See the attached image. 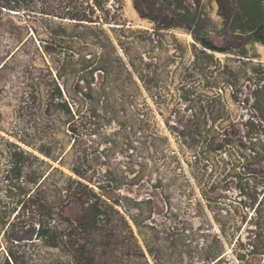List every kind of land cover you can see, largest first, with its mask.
Here are the masks:
<instances>
[{
  "label": "rangeland",
  "instance_id": "obj_1",
  "mask_svg": "<svg viewBox=\"0 0 264 264\" xmlns=\"http://www.w3.org/2000/svg\"><path fill=\"white\" fill-rule=\"evenodd\" d=\"M221 1L0 10V264H72L37 231L51 211L60 228L61 208L82 214L62 189L73 167L125 216L90 240L96 264H214L204 259L220 246L215 264H264V233L244 261L234 247L264 223V44L239 0ZM11 143L40 160L18 175ZM50 170L34 191L27 179Z\"/></svg>",
  "mask_w": 264,
  "mask_h": 264
},
{
  "label": "trees",
  "instance_id": "obj_2",
  "mask_svg": "<svg viewBox=\"0 0 264 264\" xmlns=\"http://www.w3.org/2000/svg\"><path fill=\"white\" fill-rule=\"evenodd\" d=\"M33 0H0V10H15L19 11L22 7H28L29 3ZM217 2L222 5L221 0ZM241 9L245 11V15L249 17L250 28L249 31H253L251 35L253 40L264 44V0H239ZM25 8V9H26ZM233 30H239L245 32L244 26L234 25ZM201 44L210 50H217L210 41L206 39H200ZM90 86V85H89ZM89 92L84 91L80 84L78 85V91L85 97L90 95L92 87H88ZM62 105L66 110L72 114V103L66 99L62 102ZM197 133L194 134L196 139ZM12 146L17 148L16 152L11 154L13 158L12 169H19V174L25 168V161L30 158L39 159L33 153L21 148L15 143H11ZM202 151L201 156L198 158V162L205 160L208 153L204 154ZM40 160V159H39ZM44 162V160H41ZM57 167H53V170ZM44 174L42 171L39 173H33V177H29L27 182H31L34 185V191L42 190L45 185L51 184L52 171ZM72 171L78 176L67 175L68 185L64 186L63 191L66 193L67 202L75 201L78 204L83 205L82 214L76 220H71L68 217L63 216V209L61 208L59 219H63L68 222L66 227L60 228V222L54 219L56 212H50L48 218L40 223L37 231V238L44 242L45 245L51 247H62V250L67 251L72 264H96L95 263V249L91 248V241L94 240L95 235L101 236L102 231L107 227L113 225L112 215L117 214L120 217L125 218L124 214L116 207L118 201L108 202L103 199L102 194L97 192L94 187L86 182L84 173L77 167H73ZM99 188L103 189L104 185L98 184ZM108 185L107 187H109ZM32 196V193L29 197ZM46 222V223H44ZM137 224V223H136ZM132 231V230H131ZM247 240L244 241L242 237H238L235 241L234 247H240L243 251L237 253L240 261L246 260L248 257L257 254L262 237L264 233V223H256L255 228H249ZM235 240V238H234ZM236 251V248H235ZM222 247H217L207 252L204 260L213 259L215 264L217 261L223 258ZM17 261V257H14ZM12 261L13 257H11ZM7 264H10L6 261Z\"/></svg>",
  "mask_w": 264,
  "mask_h": 264
}]
</instances>
